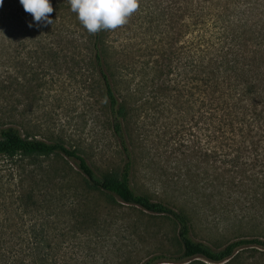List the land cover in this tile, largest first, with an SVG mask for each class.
Instances as JSON below:
<instances>
[{
  "label": "rangeland",
  "instance_id": "obj_1",
  "mask_svg": "<svg viewBox=\"0 0 264 264\" xmlns=\"http://www.w3.org/2000/svg\"><path fill=\"white\" fill-rule=\"evenodd\" d=\"M180 2L140 0V8L126 25L104 33L118 91L129 103L130 127L141 158L134 185L144 183L154 197L164 190L168 195L182 197L185 187H197L189 176L196 173L198 186L207 184L209 193L214 176L211 155L216 144L206 129L209 125L199 119L195 96L188 95L195 93L192 83L183 80L176 57L167 76L160 77L157 69L167 63L168 51L174 50L177 55L181 45L177 10ZM33 27L8 28L0 39V127L14 126L25 137L61 141L77 148L97 171L119 170L124 156L111 129L104 87L91 69L87 50L82 44L74 46L65 40L58 43L57 39L35 44L31 35L38 34L37 25ZM194 153L202 158L203 154L208 156L202 161ZM35 161L18 155L0 156V234L29 235L31 225L36 224V234H45L52 243H59L63 230L55 227V222L62 226L69 220L72 188L62 178L57 183L55 177L64 175L69 166L76 167L64 155ZM221 167L225 169L227 165ZM75 186L79 193L84 192L78 184ZM30 188L38 194L47 193L41 205H48V209L36 204L40 203L38 196L33 206L20 205V194ZM107 200L115 211L105 208ZM95 203L105 220L89 226L85 234L77 229L75 240L58 251L53 248L61 264H119V258L133 264L175 235L176 225L168 217L129 206L117 198L113 203L102 197ZM174 205L178 204L173 202ZM83 207L80 204V210ZM107 211L110 213L104 214ZM204 214L193 222L192 237L214 248L240 237L261 235L259 230L251 229V223L234 221L232 213L214 212L209 206ZM64 225L69 228L70 222ZM77 249L81 255L70 259ZM255 255L264 264V249H257Z\"/></svg>",
  "mask_w": 264,
  "mask_h": 264
},
{
  "label": "trees",
  "instance_id": "obj_2",
  "mask_svg": "<svg viewBox=\"0 0 264 264\" xmlns=\"http://www.w3.org/2000/svg\"><path fill=\"white\" fill-rule=\"evenodd\" d=\"M180 1L177 10L181 45L177 55L169 50L167 63H161L157 69L160 77L167 76L176 57L183 70V80L192 83L191 88L195 89V93L189 91L188 95L195 96L199 119L209 125L206 129L216 144L211 155L215 162L211 191L206 193L207 184L198 186L199 173L189 175L198 188L185 187L182 197L168 195L165 190L154 197L144 183L134 185L141 158L130 127L129 103L118 91L115 67L109 60L105 30L88 33L77 13L71 11L68 0H50L54 8L50 15L53 25L37 26L38 34L31 37L38 45L47 39H57L58 43L65 40L74 46L82 44L87 50L91 69L99 75L104 87L111 129L124 161L119 170L97 171L77 148L61 141L25 137L14 126L0 127V156L18 155L37 162L38 158L64 155L76 167L75 170L69 166L64 175L55 177L57 183L63 179L72 188L70 218L62 226L55 222V227L63 230L59 243H52L45 234H36V224L31 225L29 235L0 234V264H61L53 248L58 251L75 240L77 229L85 234L89 226L105 220L94 205V200L102 197L110 198L113 203L117 198L129 206L168 217L176 225L175 235L166 244L133 264H241L242 261L262 264L257 261L255 251L264 249V0ZM29 23L35 28L33 16L25 12L20 0H4L0 6V39L6 29H22ZM203 155L202 161L208 156ZM226 165L225 169L221 167ZM75 184L85 193H79ZM198 189L203 190L199 193ZM22 192L18 199L24 208L33 206L38 196L40 203L36 204L48 209V205H41L47 193L38 194L32 188ZM173 202L178 205L173 206ZM106 203L105 208L115 211L108 200ZM80 204L84 206L81 210ZM209 206L214 212L232 213L234 221L241 225L251 223V229L259 230L261 235L240 237L221 248L195 240L193 222L205 215L204 210ZM66 222H70L69 228L64 225ZM80 252L79 249L72 252L70 259L76 260ZM126 260L119 258L118 262L125 264Z\"/></svg>",
  "mask_w": 264,
  "mask_h": 264
},
{
  "label": "clouds",
  "instance_id": "obj_3",
  "mask_svg": "<svg viewBox=\"0 0 264 264\" xmlns=\"http://www.w3.org/2000/svg\"><path fill=\"white\" fill-rule=\"evenodd\" d=\"M4 0H0V6ZM25 12L31 14L37 26L53 25L50 15L54 8L50 0H20ZM71 11L90 34L101 30H116L126 25L140 8V0H68ZM28 27H33L32 23Z\"/></svg>",
  "mask_w": 264,
  "mask_h": 264
}]
</instances>
